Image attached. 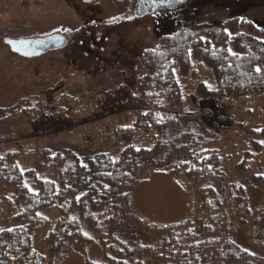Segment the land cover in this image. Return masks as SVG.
Segmentation results:
<instances>
[{"label":"trees","instance_id":"16d2710c","mask_svg":"<svg viewBox=\"0 0 264 264\" xmlns=\"http://www.w3.org/2000/svg\"><path fill=\"white\" fill-rule=\"evenodd\" d=\"M157 32L158 41L138 54L141 75L135 91L125 97L134 119L114 128L113 148L83 151L71 145L36 143L28 149L31 165L24 168L18 147L0 150V180L12 188L10 195L0 196V206L7 203L11 222L0 226V264H54L65 246L85 251L95 239L101 243L102 260L86 257L85 264H264V242L259 252L239 244L230 234L223 198L213 185L201 183L205 178L223 179L226 170L215 145L217 136L205 123L193 122L196 114L185 108L183 81L177 72L179 68L184 77L196 73L193 58H200L210 72L208 80L195 87L203 98L264 93V26L231 15ZM229 48L235 55L228 53ZM29 99L0 106V116L23 109ZM179 125L187 126L167 138L169 128ZM242 126L251 133L252 149H263L264 125ZM140 129L152 130L153 145L133 142ZM178 152L181 157L171 161ZM250 153L248 149L245 156ZM157 157L163 158V168L177 169L181 180L192 187L193 208L182 220L160 223L132 209L129 188L140 162ZM236 167L245 170L246 157ZM251 178V186L264 185L262 173ZM227 189L238 222L245 224L252 215L246 187L229 183ZM55 210L51 224L49 214ZM122 223L138 227L152 236V242L125 241L115 232ZM39 229H47L46 253L33 245V233Z\"/></svg>","mask_w":264,"mask_h":264},{"label":"rangeland","instance_id":"374dc122","mask_svg":"<svg viewBox=\"0 0 264 264\" xmlns=\"http://www.w3.org/2000/svg\"><path fill=\"white\" fill-rule=\"evenodd\" d=\"M126 13L128 4L124 0H0V106L31 96L23 109L0 116V150L18 147V161L24 168L31 165L28 149L36 143L71 145L83 151L113 148L114 128L134 119L125 97L135 91L141 75L138 54L158 41L157 31L231 15L264 26V0H196L177 9L138 17L124 18ZM114 18L117 22L110 23ZM53 31L67 33L70 42L34 57L16 52L3 39L5 35L17 38ZM193 60L196 73L184 77L177 68L183 81L185 108L196 114L193 122L205 123L211 134L217 136L215 145L226 170L223 179L205 178L201 183L213 185L223 198L231 236L251 251H262L264 185L251 186V174L264 175V147L253 150L251 133L242 125L258 128L264 125V93L203 98L195 87L200 81H207L210 72L200 58ZM36 100L40 103L29 108ZM186 126L169 128L167 138L179 134ZM106 137L110 139L104 141ZM133 142L139 146L153 145L152 130H138ZM248 149L251 153L245 156ZM180 157L181 153H174L170 160ZM245 157L247 168H237ZM163 164L160 157L143 159L129 190L132 209L139 216L170 223L191 213L193 192L191 185L181 180L177 169L166 172L161 170ZM229 183L242 184L248 192L252 215L245 224L238 222L232 209ZM11 192L12 188L0 180V196ZM57 213L55 210L49 214L51 224ZM9 225L8 205L2 202L0 226ZM46 232L47 229H39L33 233V245L41 253L47 252L43 240ZM115 232L132 244L152 242V236L129 223L117 226ZM86 257L102 260L98 239L85 251L65 246L54 264H85Z\"/></svg>","mask_w":264,"mask_h":264},{"label":"water","instance_id":"95a60500","mask_svg":"<svg viewBox=\"0 0 264 264\" xmlns=\"http://www.w3.org/2000/svg\"><path fill=\"white\" fill-rule=\"evenodd\" d=\"M5 42L14 41L15 46L10 44L11 48L26 56H37L48 50L64 47L69 43V36L64 32H54L47 35L39 36H22L11 37L9 35L4 37ZM23 42V43H21Z\"/></svg>","mask_w":264,"mask_h":264},{"label":"flooded vegetation","instance_id":"af4514ba","mask_svg":"<svg viewBox=\"0 0 264 264\" xmlns=\"http://www.w3.org/2000/svg\"><path fill=\"white\" fill-rule=\"evenodd\" d=\"M124 1H127L128 4V14L126 13L123 15V17L125 18L127 15L128 16L135 15L136 17H138L141 15L153 14L163 9H177L185 4H190L196 0H170V2H166L163 4L159 3V0H124ZM109 22L110 23L117 22V19L109 20ZM54 32H63V31H53L52 33ZM47 34H51V33H47Z\"/></svg>","mask_w":264,"mask_h":264},{"label":"snow or ice","instance_id":"6c2138e0","mask_svg":"<svg viewBox=\"0 0 264 264\" xmlns=\"http://www.w3.org/2000/svg\"><path fill=\"white\" fill-rule=\"evenodd\" d=\"M166 2H170V0H159V3H161V4L166 3ZM65 31H68V30L65 29ZM229 35H231V34H229ZM201 39H203V38H201ZM8 43L13 44V46H15V42L14 41H9ZM21 43H23V42H21ZM16 50L18 51L19 49H16ZM227 51H228L229 54L235 55V53L232 52L231 48H229ZM256 71L260 72L261 69L257 68ZM145 115H147V113H145ZM9 231H11V229H9Z\"/></svg>","mask_w":264,"mask_h":264},{"label":"crops","instance_id":"0c3cea01","mask_svg":"<svg viewBox=\"0 0 264 264\" xmlns=\"http://www.w3.org/2000/svg\"><path fill=\"white\" fill-rule=\"evenodd\" d=\"M162 169H163V170H166V172H168V171L170 170V169L163 168V167L161 168V170H162Z\"/></svg>","mask_w":264,"mask_h":264}]
</instances>
